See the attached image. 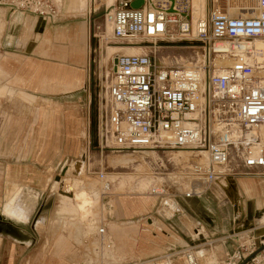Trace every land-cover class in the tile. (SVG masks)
<instances>
[{"label": "crops", "instance_id": "obj_1", "mask_svg": "<svg viewBox=\"0 0 264 264\" xmlns=\"http://www.w3.org/2000/svg\"><path fill=\"white\" fill-rule=\"evenodd\" d=\"M212 1L214 6L216 0ZM201 2L203 6L204 0ZM9 4L0 0V257L5 258H0V262L76 264L75 258L85 254L86 249H93L94 256L103 264L106 260L113 264H189L182 257L175 261L162 257L156 262L154 257L177 247H195L201 264L206 258L205 250L209 249L205 244L221 238L206 236L201 220L197 221L194 236L191 235V219L182 210L172 215L164 212L167 208L161 204L154 212L158 196L139 195V178L130 180L127 171H115L119 174L116 178L109 176L112 185L108 194L99 179L102 202L100 210H95L94 227L83 220L81 223L79 217L58 216L59 204L66 203L54 198L60 191V176L51 172L63 167L71 157L74 160L64 167L82 160L78 176L85 171L93 174L87 148L88 120L82 111V103L91 101L88 92L92 91V27L88 13H84L89 9L81 12L66 2L55 4L59 14L52 21L26 14ZM134 50L135 47L121 49L130 54ZM82 137L87 143L85 150L81 147ZM231 181L235 191L247 195L246 217L264 208V177L255 173ZM106 196L109 199L105 202ZM175 201L174 205L169 202L171 208H178ZM71 203L76 205L75 198ZM29 206L34 209L31 220L32 213L26 218ZM215 211L216 225L210 232L224 234L237 219L236 210L227 224L220 210ZM160 212L167 218H161ZM44 213L49 217L39 224L38 217ZM86 225L105 228L106 240L113 243L117 252L115 259L108 260L94 250L96 234L90 235ZM17 235L19 242L14 239ZM202 238L205 241L195 243ZM220 246L226 258L237 245L222 240L219 249ZM29 248L33 251L26 254ZM215 256L216 252L209 260ZM84 259L86 264H94L91 259Z\"/></svg>", "mask_w": 264, "mask_h": 264}, {"label": "built area", "instance_id": "obj_2", "mask_svg": "<svg viewBox=\"0 0 264 264\" xmlns=\"http://www.w3.org/2000/svg\"><path fill=\"white\" fill-rule=\"evenodd\" d=\"M133 1L115 0L105 13L113 38L124 45H139V39L152 40L155 45L158 41L197 40L215 52L216 43L227 41L230 48L220 53L236 60L216 73V66H208L206 61L184 66L158 62L153 50L117 54L112 73L102 85L97 147L118 152L153 149L159 155L167 149L206 152L208 165L195 162L188 171L190 189L182 193L185 197L202 195L203 189L192 186L202 181L206 187L225 170L237 175L264 169V62H255L248 55L252 48L244 46L248 40L264 37V0H257L254 9H245L257 10V15L232 16L224 6L215 7L208 18L196 24L191 0H144L140 8H133ZM9 3L47 20L54 21L59 14L51 0ZM100 29V24H95L94 36ZM160 167L167 168L165 164ZM99 177L109 190L111 182L105 172H99ZM166 188V183L154 186L150 194L163 199ZM254 230L258 228L250 229V243L239 242L224 260L205 264H241L264 244V232L256 236ZM100 232L104 234L105 228ZM215 243L210 240L205 245L211 249ZM105 244L113 246L108 240ZM198 253L195 247L184 250L189 264H198Z\"/></svg>", "mask_w": 264, "mask_h": 264}, {"label": "rangeland", "instance_id": "obj_3", "mask_svg": "<svg viewBox=\"0 0 264 264\" xmlns=\"http://www.w3.org/2000/svg\"><path fill=\"white\" fill-rule=\"evenodd\" d=\"M6 1L11 2L12 0ZM52 2L54 4H58L59 6L61 5V3L64 2L69 3L70 6H75L81 12H84L85 10L89 9L84 13H88L87 15L89 17L92 27V91L91 94H89L88 92V96L89 98H91V101L90 99H88L84 100L82 103L83 117L88 120L89 143L87 147L86 140L82 137L81 147H83V150H85L86 147L88 148V153L91 157V162H93V164H90L89 168L93 174L89 173L90 175H92L91 177L85 171L83 175L78 176L80 175L81 168L83 165L82 160L65 166L64 169L66 170V172L65 175L62 177V180L60 181V185L63 187L64 191L60 190L54 196V198H59V200L65 201L66 203L65 205L59 204V207L57 209L58 216L62 214H68L72 217H79L78 221L82 223L83 220L85 222H88L92 227H94L93 219L95 216V210H100L98 206L102 202V194L98 191L100 185H102V183L99 181V172H107L110 174L109 176H114L113 178H116L119 175L116 173L117 171H127V175L130 180L133 181L139 178V195H150V191L154 186L160 184L165 185L166 183V186L168 188H166L167 195H165L164 197L177 200L181 207L182 213L187 215L191 219V235L194 236V228L195 226H197V221L201 220L202 224H204L206 228V236L209 234L210 237L221 238L216 241L214 247L205 250L206 258L200 261L201 264H205L209 260L210 256L214 254V252L217 253V256H215V260L221 261L225 259V251L222 250L221 246V249L218 248V245L221 244L222 240H227L228 245H237L239 242L250 243V235H253V233L250 232L251 228H258V230H254V235L256 236L263 233L264 219L260 220L259 218L264 216V208L259 209L256 211L255 214L253 213L252 215L250 214L249 217H246L245 209L246 202L248 200L247 195L246 193L235 191L233 189L231 180H238L239 178L244 176H252L255 175V173L257 174V176L264 177V169H261L255 173L253 172L254 174L250 175H229L228 171L225 170L217 182L208 185L211 187L206 186L208 188L203 191L201 196L195 195L193 197H185L182 193L185 190L190 189V178L188 177V171H190L192 164L200 161L199 158L203 155L200 156L199 154L203 153H199L197 151L192 152L191 150L187 149H167L165 150V152L161 150L159 151L160 155L156 152V150L153 149L124 150L122 152H118L110 148H105L104 150H101L97 147L98 127L96 132L92 131V115H96V121L98 126L99 106L101 103L102 95H104L105 90L104 86L102 87V85L105 84L106 75L112 73V68L114 66V58L116 57V55L124 53L123 51H121V49L135 47L133 54H146L150 53L151 50H153L156 54L155 56L158 62L162 61L169 65L175 64L176 66L191 65L197 62L203 63L204 61H206L208 66H216V73L222 72V70H224V68L226 67V64L222 62L226 56L219 54L216 51L215 53L213 52V50L210 51L209 47L204 48V44L197 40L158 41V44L155 45L152 40L142 41L141 39H139V45H124L123 43H121L120 40H117L113 38L112 35H110V27L108 23L106 24L105 21L106 10H110L113 7L115 0H52ZM195 2L200 8V11H202L204 14L203 16H197V18H195V12L192 7L193 21L195 24L199 19L208 18L213 8L217 7V4L226 3L225 0H220L219 2L217 1L216 3H214L213 6L212 0H204V5L202 6L201 0H195ZM228 4L229 6L233 7H254L257 5V0H230ZM198 11L199 10H197V12ZM26 14L35 15L32 12H27ZM3 20L6 22L5 19ZM95 24H100L101 26V29L96 31L98 33L97 37L94 36ZM248 41H252L253 45L256 46L255 48L257 50L258 47H264V37H256ZM257 56H259V54H257L256 57ZM262 130H264V127L262 128ZM95 141L96 144L94 143ZM72 160H74V158H68V162H66L65 164L71 163ZM162 164H165L167 168L160 167ZM63 167L61 166L60 168L54 170L51 173L53 175L60 176L62 174ZM74 174L77 175V177L72 179L70 176ZM107 177L106 179H108ZM83 178H85L88 183L85 184V180ZM199 184H201L203 187L205 186L202 181ZM65 185H67L68 189L64 188ZM123 187L125 188V184L123 185ZM53 190L56 192L55 188H53ZM71 191L75 192L74 196L71 194ZM171 193H175L177 194V196H173L171 195ZM73 198H75L76 200L75 206H73L71 203V200ZM108 199L109 197L106 196L104 198L105 202ZM175 200L172 201V205H174ZM161 202L162 198H159L158 201H156V206L153 209L154 212H156L157 209L160 208L162 204ZM249 205L251 208L253 206V202H250ZM234 206L236 209L234 208ZM30 207L33 208L32 206H29V208ZM216 209L220 210V212L223 214V217L225 216L224 218H226V221L224 224H227V222H229L228 220L230 219L233 220L232 216L234 215V211L236 210L237 219L232 221V224L228 227V231L226 233H219L220 235L215 233L211 234L210 232L213 231L211 228L216 225ZM210 210H212L213 213L215 212L214 215L213 213H211ZM160 213L161 215L159 216L161 218H167V216L164 215L165 213ZM58 216H56V218ZM32 217L33 213L31 214L30 220ZM48 217L49 214H41L38 217V223H44ZM21 218L25 220L24 216ZM56 218H54L53 220L60 221ZM245 229H247V233L241 236L242 233L240 232H243ZM48 235H50V232L48 233ZM14 239L17 242L21 241L20 236L18 235L15 236ZM200 241L202 242L205 240L202 238L201 240L195 243H198ZM263 245L264 244H259L254 252H256ZM88 250L86 249L85 254L81 253V256L75 258L76 264H86L84 259L85 257L91 259L93 262H97V264H103L101 260L94 256L93 249ZM32 251L33 249L29 248L25 253L27 254ZM200 254H202V252ZM162 257L165 259H170L172 261H175V259L179 257H182L184 260L186 258L184 250H181L180 247L171 249L165 254H161L157 257H154V262H156L158 258L160 259ZM254 257L257 258L255 261L250 260L252 264H264V250L260 251ZM1 259L5 258L2 257ZM0 264H6L5 260L1 261ZM29 264L36 263L31 262ZM104 264L113 263H111L110 261L108 262L106 260L104 261ZM151 264L155 263H152L151 261Z\"/></svg>", "mask_w": 264, "mask_h": 264}, {"label": "bare ground", "instance_id": "obj_4", "mask_svg": "<svg viewBox=\"0 0 264 264\" xmlns=\"http://www.w3.org/2000/svg\"><path fill=\"white\" fill-rule=\"evenodd\" d=\"M220 1V0H219ZM218 1V2H219ZM222 1V0H221ZM191 4H192V0H191ZM247 4V3H246ZM249 4V3H248ZM222 6H224L223 7V10L226 12V13H228L229 15H237V16H249V15H257V13H258V11L257 10H245V9H251V8H255L256 6H254V7H249V6H243V7H233V6H229V4L228 3H225V4H217V7L216 8H220V7H222ZM193 9H194V17L195 18H197V16H203L204 14H203V12L202 11H200V8L198 7V5L196 4V2H195V0H193ZM197 10H199L198 12H197ZM206 19V18H205ZM108 25H109V27H110V35H112V26H111V24H109L108 23ZM104 38V37H103ZM230 46H231V44H229V42H227V41H222V42H220V43H217L216 45H215V51L217 52V53H219V54H222V55H224V56H226L225 57V59L222 61V62H224L225 64H226V67L224 68V70L228 67V66H230L235 60H236V58H234V57H232V56H229V55H225V54H223V53H220L222 50H226V49H229L230 48ZM244 46L246 47V48H252V50L250 51V53L248 54L249 56H250V58H252L255 62H258V63H263L264 62V47H258V50L255 48L256 46H254L253 45V43H252V41H248L247 43H245L244 44ZM257 52V53H256ZM125 54H130V53H125ZM257 54H259V56H257L256 57V55ZM220 57V56H219ZM242 57H246V55L243 53L242 54ZM222 58V57H221ZM242 59H245V58H242ZM223 63V64H224ZM220 69V68H219ZM224 70H222V72L224 71ZM219 73H221V72H219ZM263 128V127H262ZM263 133H264V130H263ZM203 154V156H201L200 158H199V163H202V164H205V165H208V163H209V158H208V155H207V153L206 152H202ZM65 168V167H64ZM63 168V170H62V174L60 175V177H59V179H57V181H61L62 180V177L65 175V172H66V170ZM106 174V177L109 179V173H105ZM223 174V173H222ZM222 176V175H221ZM220 176V177H221ZM219 177V178H220ZM218 178V179H219ZM107 179V180H108ZM218 179H217V181H218ZM101 180V179H100ZM102 181V180H101ZM216 181V182H217ZM103 182V191H104V193L105 194H108V192H109V190H105L104 189V181H102ZM193 189H203V190H205L206 188H208V187H211V186H208V187H203L201 184H199L198 182H196L193 186ZM64 188L65 189H68V187H67V185H65L64 186ZM111 188V187H110ZM60 190H62V191H64L63 190V187L62 186H60ZM67 193V192H66ZM71 194L74 196V192H72L71 191ZM155 196H157V195H155ZM173 200H175V199H172V198H163L162 199V204H163V206L165 207V208H167V211H165L164 210V212H166V213H169V214H174V213H176V212H179L180 210H181V208L179 207V205H177L178 206V208H176V207H170V205H169V202L170 201H173ZM176 202V201H175ZM175 204V203H174ZM26 211H27V215L28 216H26V218L28 219L29 218V215L34 211V209L33 208H29V210H27L26 209ZM260 220L262 219H264V216H262L261 218H259ZM263 222V221H262ZM86 227H87V230L89 231L88 233L91 235V234H93V233H95L96 234V242H95V245H94V250L96 251H99V254L100 255H103L105 258H107L108 260H110V259H115L114 257H115V255H117V252H116V250H115V247L114 246H112V247H107L106 246V244H105V242H106V237H105V233L104 234H102L101 232H100V228H102L103 226H100V227H98V228H91V226L90 225H86ZM240 233H242L241 234V236H243L244 234H246L247 233V229H245L243 232L241 231ZM97 234H98V236H97ZM210 260H215V258H211ZM209 260V261H210ZM99 261V260H98ZM93 262V261H92ZM94 264H97V262H93ZM168 264H171V263H168Z\"/></svg>", "mask_w": 264, "mask_h": 264}, {"label": "water", "instance_id": "obj_5", "mask_svg": "<svg viewBox=\"0 0 264 264\" xmlns=\"http://www.w3.org/2000/svg\"><path fill=\"white\" fill-rule=\"evenodd\" d=\"M172 1H174V0H172ZM143 4H144V0H134L131 3V6L133 8H140ZM262 250H264V245L262 247H260L256 252H254L253 254L248 256L241 264H248L250 262V260Z\"/></svg>", "mask_w": 264, "mask_h": 264}, {"label": "trees", "instance_id": "obj_6", "mask_svg": "<svg viewBox=\"0 0 264 264\" xmlns=\"http://www.w3.org/2000/svg\"><path fill=\"white\" fill-rule=\"evenodd\" d=\"M96 130H97L96 115H92V131L96 132ZM94 143L96 144V141Z\"/></svg>", "mask_w": 264, "mask_h": 264}]
</instances>
